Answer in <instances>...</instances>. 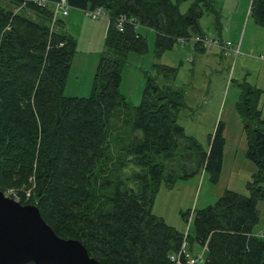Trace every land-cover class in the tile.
<instances>
[{
    "label": "trees",
    "instance_id": "obj_1",
    "mask_svg": "<svg viewBox=\"0 0 264 264\" xmlns=\"http://www.w3.org/2000/svg\"><path fill=\"white\" fill-rule=\"evenodd\" d=\"M180 1L67 0L71 8H103L110 24L91 93L83 97L64 94L76 42L60 18L51 29L52 6L0 0V190L31 188L22 204L37 205L58 236L79 240L100 264H176L170 257L185 234L155 215L152 204L160 182L173 180L164 160L179 143L213 180L221 170L222 125L202 150L177 123L181 91L157 81L174 77L176 68L155 63L136 106L120 91L126 54L147 49L139 26L155 32L156 57L181 39L205 36L204 11L220 29L213 0H193L185 13ZM250 12L264 26V0H251ZM120 15L127 19L121 31ZM238 85L236 110L256 170L247 194L225 190L194 213L186 241L190 252L193 243H206L204 264H264V236L255 232L257 203L264 201V112L257 108L260 90Z\"/></svg>",
    "mask_w": 264,
    "mask_h": 264
},
{
    "label": "rangeland",
    "instance_id": "obj_2",
    "mask_svg": "<svg viewBox=\"0 0 264 264\" xmlns=\"http://www.w3.org/2000/svg\"><path fill=\"white\" fill-rule=\"evenodd\" d=\"M213 1L220 12L221 27L218 30L213 26L212 15L206 11L199 19L200 27L205 36L218 38L223 43L230 41L233 48L238 47L236 55L235 49L227 50L228 53L217 47L195 50L193 42L187 41L176 43L156 57L155 32L139 26L137 30L146 37L147 49L143 53L129 51L121 68L120 91L131 106L140 103L146 76L156 74L155 63L176 68L174 77L159 76L157 81L181 91L183 106L178 110L177 123L202 150L207 151L209 136L217 124L223 127L222 164L216 181L203 166H196L192 150L185 148L183 142L170 160H164L166 172L173 180L160 182L152 212L183 234L192 227L196 210L214 204L225 190L247 194L246 182L256 170L246 157V135L236 110L241 92L239 83L245 82L260 90L257 108L264 112V60L259 59V55L264 54V26L252 16L251 0ZM192 2H178L179 11L185 13ZM60 19L76 42L64 94L87 97L92 90L98 59L107 48L109 19L107 16L94 19L76 8H70L68 15ZM188 172V176H182ZM257 208L259 222L255 230L264 231V201H259ZM201 247L193 243L190 252L185 239L183 249L185 254H195Z\"/></svg>",
    "mask_w": 264,
    "mask_h": 264
},
{
    "label": "water",
    "instance_id": "obj_3",
    "mask_svg": "<svg viewBox=\"0 0 264 264\" xmlns=\"http://www.w3.org/2000/svg\"><path fill=\"white\" fill-rule=\"evenodd\" d=\"M100 264L77 239L58 236L37 205L0 190V264Z\"/></svg>",
    "mask_w": 264,
    "mask_h": 264
},
{
    "label": "built area",
    "instance_id": "obj_4",
    "mask_svg": "<svg viewBox=\"0 0 264 264\" xmlns=\"http://www.w3.org/2000/svg\"><path fill=\"white\" fill-rule=\"evenodd\" d=\"M22 5L33 2L37 6H45L47 4L52 6V18L50 27L51 29H54L56 21L60 16H66L68 15L69 9L71 8L68 4L67 0H21ZM85 14L94 18L99 19L100 17L106 16V12L101 7L93 8V9H86L84 10ZM126 17L124 15H120L117 18V28L121 31L123 30V25L126 22ZM183 41V42H182ZM193 43H199L203 48L210 49L212 47L220 48L225 53H228L227 50L233 51L232 44L230 41H225L223 43L220 42L217 38H210L208 36H195L190 39ZM180 43H185L184 39L180 40ZM239 52V49H235L233 51L234 55H236ZM259 59L264 60V54L259 55ZM4 195L7 197L12 198L13 200L19 202L22 204V202H26L31 197V188L17 190L14 188H8L5 191H3ZM187 233V232H186ZM186 233L184 235L183 243L180 247V249L175 253L171 255V260L174 261L176 264H204L205 257H206V251H207V245L206 243L202 244L201 251L195 253V254H185L183 246L186 239ZM259 236H264V231H260L257 233ZM182 256H184V260L182 259Z\"/></svg>",
    "mask_w": 264,
    "mask_h": 264
},
{
    "label": "crops",
    "instance_id": "obj_5",
    "mask_svg": "<svg viewBox=\"0 0 264 264\" xmlns=\"http://www.w3.org/2000/svg\"><path fill=\"white\" fill-rule=\"evenodd\" d=\"M194 49H195V47H194ZM196 50V49H195ZM77 96V95H76ZM261 230H263V229H259V230H255V232L257 233V232H259V231H261Z\"/></svg>",
    "mask_w": 264,
    "mask_h": 264
}]
</instances>
